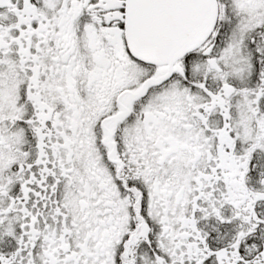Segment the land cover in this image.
Instances as JSON below:
<instances>
[{
	"label": "snow or ice",
	"instance_id": "6c2138e0",
	"mask_svg": "<svg viewBox=\"0 0 264 264\" xmlns=\"http://www.w3.org/2000/svg\"><path fill=\"white\" fill-rule=\"evenodd\" d=\"M0 264H264V0H0Z\"/></svg>",
	"mask_w": 264,
	"mask_h": 264
}]
</instances>
